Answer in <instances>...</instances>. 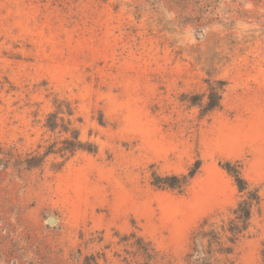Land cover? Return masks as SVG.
Wrapping results in <instances>:
<instances>
[{
    "label": "rangeland",
    "instance_id": "rangeland-1",
    "mask_svg": "<svg viewBox=\"0 0 264 264\" xmlns=\"http://www.w3.org/2000/svg\"><path fill=\"white\" fill-rule=\"evenodd\" d=\"M50 113L96 152L25 169L71 137ZM196 161L181 191L151 184ZM224 162L260 194L228 259L264 264V0H0V264H142L132 233L198 264L193 233L241 199Z\"/></svg>",
    "mask_w": 264,
    "mask_h": 264
},
{
    "label": "trees",
    "instance_id": "trees-1",
    "mask_svg": "<svg viewBox=\"0 0 264 264\" xmlns=\"http://www.w3.org/2000/svg\"><path fill=\"white\" fill-rule=\"evenodd\" d=\"M207 85V102L202 108V116L218 108L220 101V89L216 86L217 83L207 82ZM192 104L198 105L199 103ZM66 112L69 116L72 114L69 109ZM58 121H60V123ZM45 127L52 133L58 130L59 134H70L71 137L63 138L61 141H54L52 144L45 147V151L42 154L26 155L25 159L18 161L25 169L40 167L45 157L51 154H61L62 157H65V161L68 158L66 157L67 153L71 155L78 150L87 151L89 153L96 152V147L94 145L83 143L79 140V134L76 130L71 128L70 120L65 121L63 118L59 119L56 113H50L48 115ZM199 166L200 162L196 161L193 167L189 169L188 173L183 175H167L160 177L154 174L151 184L156 188H168L181 191L187 185L188 181L196 174ZM220 167L233 179L241 199L231 212L232 218L228 219L226 224L223 223L219 229L213 225L207 226V221L205 220L193 233L191 238L192 250L194 253H197L199 249H201L202 253V257L197 260L198 264H235V262L228 259V256L232 254L235 243L246 234L250 227L254 209L259 210V188L251 186V184L241 176L238 165L224 162L220 164ZM122 238L121 241L135 248V255L140 256L143 261L142 264H170L167 257L156 251L150 241L144 240L134 233ZM130 240H132V242H130ZM261 257L264 263V242L262 243ZM83 264H97L96 258L93 256H86Z\"/></svg>",
    "mask_w": 264,
    "mask_h": 264
},
{
    "label": "water",
    "instance_id": "water-1",
    "mask_svg": "<svg viewBox=\"0 0 264 264\" xmlns=\"http://www.w3.org/2000/svg\"><path fill=\"white\" fill-rule=\"evenodd\" d=\"M49 224H53L54 223V219L53 218H49L47 221Z\"/></svg>",
    "mask_w": 264,
    "mask_h": 264
}]
</instances>
